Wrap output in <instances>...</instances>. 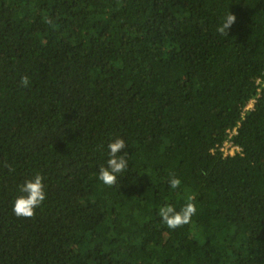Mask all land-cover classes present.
<instances>
[{
	"label": "trees",
	"instance_id": "obj_1",
	"mask_svg": "<svg viewBox=\"0 0 264 264\" xmlns=\"http://www.w3.org/2000/svg\"><path fill=\"white\" fill-rule=\"evenodd\" d=\"M0 264H264V0H0Z\"/></svg>",
	"mask_w": 264,
	"mask_h": 264
},
{
	"label": "clouds",
	"instance_id": "obj_2",
	"mask_svg": "<svg viewBox=\"0 0 264 264\" xmlns=\"http://www.w3.org/2000/svg\"><path fill=\"white\" fill-rule=\"evenodd\" d=\"M236 17L230 13L224 18L221 26L217 28V32L222 35H228V30L235 22ZM52 23L51 20L48 21ZM21 84L27 87L29 85V77L27 75L21 78ZM127 145L125 140L117 138L108 144L109 158L107 159L106 166H101L99 169V179L108 186L117 185L118 174L123 173L128 167L127 156L128 152L125 151ZM10 171H14L11 165H8ZM44 176L37 173L33 178L26 180L20 186L22 195L18 196L14 202L13 212L18 217L32 218L46 199ZM180 179L174 175L169 180L171 189H176L180 186ZM195 197L189 195L185 205L177 211L171 205L163 206L159 209V216L169 229H177L186 224L191 223L192 217L197 214V207L194 202Z\"/></svg>",
	"mask_w": 264,
	"mask_h": 264
},
{
	"label": "built area",
	"instance_id": "obj_3",
	"mask_svg": "<svg viewBox=\"0 0 264 264\" xmlns=\"http://www.w3.org/2000/svg\"><path fill=\"white\" fill-rule=\"evenodd\" d=\"M251 103H252V102H251ZM251 106H252V104H251V105L248 104L246 108H250ZM232 132H234V129H233ZM219 150H220L224 155H227V154L232 155V154H234V153H236V152H239L240 147H239L238 145L234 144L230 138H227V139L224 140V141L222 142V144L219 146Z\"/></svg>",
	"mask_w": 264,
	"mask_h": 264
},
{
	"label": "rangeland",
	"instance_id": "obj_4",
	"mask_svg": "<svg viewBox=\"0 0 264 264\" xmlns=\"http://www.w3.org/2000/svg\"><path fill=\"white\" fill-rule=\"evenodd\" d=\"M252 103L250 102L249 105H251Z\"/></svg>",
	"mask_w": 264,
	"mask_h": 264
}]
</instances>
